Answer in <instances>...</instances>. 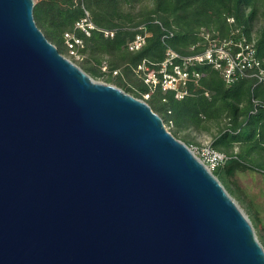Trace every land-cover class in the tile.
<instances>
[{
  "label": "water",
  "instance_id": "obj_1",
  "mask_svg": "<svg viewBox=\"0 0 264 264\" xmlns=\"http://www.w3.org/2000/svg\"><path fill=\"white\" fill-rule=\"evenodd\" d=\"M0 0V264H264L247 216L149 105Z\"/></svg>",
  "mask_w": 264,
  "mask_h": 264
},
{
  "label": "trees",
  "instance_id": "obj_2",
  "mask_svg": "<svg viewBox=\"0 0 264 264\" xmlns=\"http://www.w3.org/2000/svg\"><path fill=\"white\" fill-rule=\"evenodd\" d=\"M133 1L40 0L38 3L33 2L32 14L37 28L60 54L63 33L72 32L75 23L85 16L84 12L89 13V18L95 26L108 30L118 29L112 39H105L97 32H93L89 39L80 31H75V35L88 41L86 46L90 51L92 62L99 64L100 55L114 56L110 67L117 68L118 65L125 64L124 73L129 77L130 67L135 68L142 60L159 62L163 59L161 28L172 32L173 35L167 43L175 52L183 55L196 53L205 46L204 40L199 36L201 29L217 40L229 37L236 40L243 36L251 41L250 30L257 12L256 6L262 4L264 7V0H152L153 8L135 24L136 26L145 24L150 35L141 50L129 52L125 44L133 38L134 32L127 30L126 25L134 22V18L124 15L121 9ZM246 9H248L247 13H245ZM228 19H232V23H228ZM235 31H237L235 35L230 36ZM198 43L200 45L196 46ZM191 46L195 47L193 51L190 50ZM254 46L256 57L264 59V10L263 24L256 32ZM80 69L94 76L99 74L87 65H83ZM203 71L207 76L196 85L189 86L190 92H194L193 95L177 100L171 93L158 90L156 106L149 107L156 114L167 107L169 115L174 116L175 122L191 124L194 122L198 124L202 115L205 119L221 116L222 111L218 109V102L228 109L233 124L211 143L212 148L228 157L222 166L212 172L222 184L223 180L232 179L238 171L251 170L253 151L255 154L264 152V107H262L264 88L256 84L254 79H239L236 83L227 86L218 72L209 68ZM117 84L121 85L120 79ZM198 87L201 89H197ZM204 89L211 93V98L208 99L203 95ZM138 90L140 93H145L147 88L141 85ZM133 97L138 98L136 94ZM162 100L166 103H161ZM253 101L258 103L256 107ZM242 102H245L242 108L243 119L237 122L238 104ZM182 142L187 146L192 145ZM236 144H242L241 151L226 152V148L229 149ZM244 148L247 151H244ZM224 189L226 190L225 187ZM229 191L231 192L230 189ZM230 192L228 194L231 196L232 192Z\"/></svg>",
  "mask_w": 264,
  "mask_h": 264
},
{
  "label": "built area",
  "instance_id": "obj_3",
  "mask_svg": "<svg viewBox=\"0 0 264 264\" xmlns=\"http://www.w3.org/2000/svg\"><path fill=\"white\" fill-rule=\"evenodd\" d=\"M84 14L85 16L75 23L72 32L64 33L67 49L71 54L77 53L84 47L83 39L77 37L75 31H80L87 39L93 32L101 34L105 39H112L118 31V29L99 28L91 22L87 12ZM161 29L163 59L159 62L143 60L135 67L147 88L143 100H147L158 90L171 93L177 100L191 96L189 86L196 85L204 77L205 68L218 72L227 86L236 83L239 79H254L256 84L264 88V59L256 57L254 41H248L243 36L236 40L232 37L217 40L201 29L199 36L205 42L203 49L183 55L175 52L167 43L173 35L172 32ZM130 31L134 32V36L126 41L125 46L127 51L137 52L144 47L150 34L145 24L131 27ZM236 32L231 33L230 36L235 35ZM194 48L191 46L190 50L193 51ZM253 103L255 107L258 104L255 101ZM188 148L211 173L228 160L225 154L212 148L211 143L190 145Z\"/></svg>",
  "mask_w": 264,
  "mask_h": 264
},
{
  "label": "rangeland",
  "instance_id": "obj_4",
  "mask_svg": "<svg viewBox=\"0 0 264 264\" xmlns=\"http://www.w3.org/2000/svg\"><path fill=\"white\" fill-rule=\"evenodd\" d=\"M39 1L40 0H33L34 3H38ZM153 6L152 0H134L130 5L124 6L121 9L123 14L134 18V22L127 24L126 28H129L130 30L131 27H135V24H137V22L142 19V17H144L148 11L153 8ZM256 8V16L252 21L250 30L252 41H254L256 32L263 24L264 7L262 4H258ZM247 12L248 9H246L245 13ZM87 14L89 16L88 12ZM227 22L232 23V19H228ZM64 33L62 36L63 43L61 44L62 46H60L62 49V56L80 68L83 67V65L92 67L99 73L97 76H94L89 72H86V74L93 80L113 85L131 96L136 94L138 96L137 99L143 100L145 93H140L138 88L144 84L140 79L141 75L134 67H130L131 75L127 77L124 73L125 64H120L117 68L110 67V62H113L114 56L100 55L99 64L92 62L90 58V51L86 46L88 41L86 42L84 40L83 50L79 49L77 53L71 54L67 49ZM199 45L200 44L198 43V46ZM142 61L140 63H142ZM203 73L204 77H206L207 73ZM119 79L121 85L117 84ZM197 89L201 88L198 87ZM156 92L157 91L151 94L147 100H143L152 108H154L158 102L159 94ZM193 94L194 92L192 91L191 95ZM203 95L208 99L211 98V93L206 89H204ZM161 103H166V101L162 100ZM217 106L218 109L222 111L221 116L217 118L205 119L202 115V117H199L200 122L198 124L195 122L192 124L189 122H175L174 116L169 115V109L167 107H165V110L163 109L162 111H158L157 114L163 120L166 130L177 140L185 141L188 144L190 143L197 146L212 143L217 136L227 131V128L233 124L228 109L220 102L217 103ZM244 106L245 102L238 104L239 114L237 116V122H240L243 119L242 108ZM236 150L241 151L242 144H236L229 149L226 148V152L228 153H231L232 151L236 152ZM243 150L247 151L246 148ZM251 155V170L238 171L234 174L232 179L226 181L223 180L222 184L226 188L227 192H230L229 189L231 190V197L249 219L254 234L264 250V152L260 151V153L256 152L255 154L253 151ZM243 159L245 158L243 157Z\"/></svg>",
  "mask_w": 264,
  "mask_h": 264
}]
</instances>
